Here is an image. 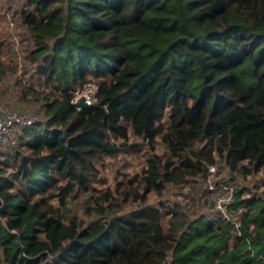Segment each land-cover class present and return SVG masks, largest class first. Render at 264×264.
Wrapping results in <instances>:
<instances>
[{
    "label": "trees",
    "instance_id": "16d2710c",
    "mask_svg": "<svg viewBox=\"0 0 264 264\" xmlns=\"http://www.w3.org/2000/svg\"><path fill=\"white\" fill-rule=\"evenodd\" d=\"M18 1L26 64L52 90L30 99L0 63V101L42 118L0 145L2 262L264 264V194L233 188L228 216L201 187L211 215L147 202L168 183L203 184L217 161L264 173V0ZM87 82L98 101L76 107L72 93ZM130 136L152 147L158 138L169 154L148 155L142 188L124 192L136 208L110 203L82 225L66 196L92 187L105 155L138 146Z\"/></svg>",
    "mask_w": 264,
    "mask_h": 264
},
{
    "label": "rangeland",
    "instance_id": "374dc122",
    "mask_svg": "<svg viewBox=\"0 0 264 264\" xmlns=\"http://www.w3.org/2000/svg\"><path fill=\"white\" fill-rule=\"evenodd\" d=\"M21 3L18 0H0V63L6 64L7 76L12 73L10 85H15L14 82L19 79L23 84L30 89L25 93L30 99H35V95L50 97L51 87L47 85L43 78H38L34 73L31 64H26L24 58L26 51L32 47L31 43L22 34L24 29L22 19L20 17ZM26 46L27 49L25 48ZM26 64V65H25ZM24 66H28L26 70ZM17 68V70H16ZM0 104L6 105L11 109L18 110H33L36 109L27 105H7L4 101ZM24 104V103H23ZM33 108V109H32ZM37 111V110H36ZM41 117V115H40ZM129 142H138L135 147H128L126 150H121L113 155H105L104 158L96 164L94 170V183L89 189H83L77 185H73V190L66 196L67 199V215L76 216L82 225L88 224L94 218L103 217L104 211H108L112 207L116 211L124 212L136 208L138 201L133 196L124 199V192L129 191L132 194V189L142 188L140 176L142 169L145 166V160L148 155L155 153L165 159L168 156L167 148L162 142L156 138L153 147L146 141L140 138L130 136ZM216 168L213 175L214 182H217L219 188L223 186H231L233 188L244 187L243 196L264 194V173L253 172L244 174L240 170L229 172L225 166H221L218 161L214 163ZM217 171V172H216ZM209 176V174H208ZM225 182H223V181ZM227 182V183H226ZM182 184L168 183L162 189L161 193L150 191L147 194V202L157 204L158 202L170 201L171 203L182 201L187 204L188 215L192 217L201 212H207L209 215L211 210V200H207V196L203 195L201 189H206L205 184H196L193 188L188 186L182 187ZM78 195L73 196L76 193ZM107 193L110 199H99V196ZM91 195V197H90ZM101 198V197H100ZM52 203L57 204V199H50ZM103 210H100V208ZM0 264H4L0 257Z\"/></svg>",
    "mask_w": 264,
    "mask_h": 264
},
{
    "label": "built area",
    "instance_id": "2783aa9c",
    "mask_svg": "<svg viewBox=\"0 0 264 264\" xmlns=\"http://www.w3.org/2000/svg\"><path fill=\"white\" fill-rule=\"evenodd\" d=\"M98 86L95 82H87L82 87L76 89L72 93L71 101L76 105L79 100L91 105L97 103L96 96ZM40 115L33 110L11 109L6 105L0 104V145L3 143H15L16 132L18 129L29 127L41 121ZM209 176L204 182L209 192V197L213 201V207L228 216L225 205L233 197V189L231 186H223L219 188L217 182H214L213 175L215 172V164L207 166Z\"/></svg>",
    "mask_w": 264,
    "mask_h": 264
},
{
    "label": "water",
    "instance_id": "95a60500",
    "mask_svg": "<svg viewBox=\"0 0 264 264\" xmlns=\"http://www.w3.org/2000/svg\"><path fill=\"white\" fill-rule=\"evenodd\" d=\"M178 40H176L175 42L173 43H177ZM85 106H89V104L85 103L83 100H79L77 103H76V107H85ZM69 149V147L66 148V151Z\"/></svg>",
    "mask_w": 264,
    "mask_h": 264
}]
</instances>
